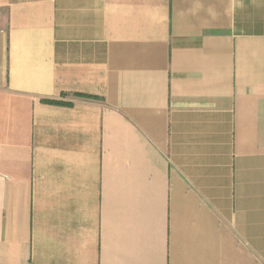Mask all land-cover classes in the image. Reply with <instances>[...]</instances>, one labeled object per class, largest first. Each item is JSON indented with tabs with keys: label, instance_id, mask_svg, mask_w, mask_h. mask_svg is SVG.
I'll return each instance as SVG.
<instances>
[{
	"label": "crops",
	"instance_id": "1",
	"mask_svg": "<svg viewBox=\"0 0 264 264\" xmlns=\"http://www.w3.org/2000/svg\"><path fill=\"white\" fill-rule=\"evenodd\" d=\"M0 264H264V0H0Z\"/></svg>",
	"mask_w": 264,
	"mask_h": 264
}]
</instances>
